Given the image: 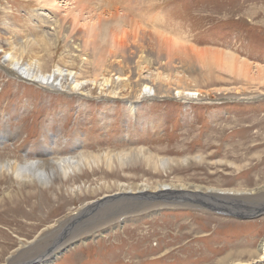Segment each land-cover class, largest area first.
I'll list each match as a JSON object with an SVG mask.
<instances>
[{
    "label": "rangeland",
    "instance_id": "374dc122",
    "mask_svg": "<svg viewBox=\"0 0 264 264\" xmlns=\"http://www.w3.org/2000/svg\"><path fill=\"white\" fill-rule=\"evenodd\" d=\"M64 1L59 3L64 5ZM107 1L115 3L113 8L118 7L125 18L137 21L133 31L158 30L189 45L228 51L264 68V0ZM107 1L94 5L99 8ZM42 2L0 0V61L8 58L3 47L11 42L16 50L27 49L23 65L34 49L44 62L43 74L58 67L81 73V80L94 79V66L82 62L83 53L69 51L62 38L45 42L51 24L46 18L43 22V16L38 20L35 11L46 14L53 8ZM186 74L192 80L199 78L202 90L222 91L193 96L188 99L192 103L173 94L141 98L134 111L127 104L128 95L114 98L98 88L92 93L41 88L0 66L1 169L15 161L21 163L25 156L47 162L78 160L81 155L137 153L139 149L163 160L191 161L168 173L115 161L110 170L103 164L85 168L82 174H70L72 177L53 181L55 185L45 189L38 184L25 187L22 179L0 169V264H216L236 254L257 259L251 264H264V260L257 262V248L264 239V207L253 214L244 209L256 210L264 191L256 199L240 198L237 204L245 205L243 209L234 204L225 208L228 213L232 209L237 214L245 212L247 220L199 208L191 201L179 202L177 198L188 190L169 189L163 192L171 198L155 199L164 206L119 216L113 224L93 226L92 230L79 226L93 216L96 222L106 223L114 213L92 214L133 193L120 192L127 187L181 183L235 192L263 190L264 87L225 74L202 76L188 70ZM58 134L61 138L53 146ZM212 199L203 201L208 205ZM98 203L94 212L85 214V209ZM28 247L30 251L20 256L21 250H17ZM49 249L52 256L48 258ZM252 253L256 255L249 256Z\"/></svg>",
    "mask_w": 264,
    "mask_h": 264
},
{
    "label": "bare ground",
    "instance_id": "6f19581e",
    "mask_svg": "<svg viewBox=\"0 0 264 264\" xmlns=\"http://www.w3.org/2000/svg\"><path fill=\"white\" fill-rule=\"evenodd\" d=\"M59 1L60 0H43L45 4L43 6L51 5L53 10L48 11L46 14L37 13L35 11V17L39 18L38 20L43 16L41 20L45 22L46 18L51 24L49 26L51 29H48L51 33H46L44 39L47 41L45 42H48L51 37L62 38L66 42L67 48L71 49L69 51L76 52V54L78 53L79 55L83 53L82 62L94 66V79L81 80V73L58 67L49 74H43L42 66L44 62L38 60V54L34 52V49L29 56L30 59L27 64L23 65L21 61L26 52L28 53L27 49L21 48L16 50L14 44L9 41L10 43L6 45V48L3 47L4 56L8 58L5 60L2 59L0 61V66L6 67L8 73H11L14 77L26 78V81L34 82L43 88L44 86L45 88L62 87L63 90L67 88L70 89L71 92H82L86 90L85 92L88 93H92L93 89L98 88L101 94L114 96V98L119 95H128L127 97L130 98L127 104H129V108L134 111L137 108L136 105L138 100L141 98H156V96L173 94L174 97L184 96V101L188 102L196 95L203 96V94L209 95L214 92L218 93L222 91V89L202 90L200 84H198L199 78L195 79V77H193L194 80H192L190 76L186 74L187 70L195 72L196 75L201 74L202 76L205 74H216L218 76L219 74L220 77H222L225 74L239 82L248 83L250 85L257 84L264 87L263 67L252 65L246 62L245 59L232 55V53L228 51L186 44L182 39L164 36L160 34L158 30H155V33L148 32L145 29L133 31L137 28L135 23L137 21H134L133 18H125L118 7L113 8L112 5H115V3L111 1L109 2L106 0L107 4L102 2L99 8H96L94 3H96V1L101 2L102 0H65L64 5H61ZM120 18H123V21H121ZM52 25L55 26L54 31ZM34 44L29 45V47H35L36 49L37 45ZM204 80H206V78H204ZM188 103L192 102L190 101ZM149 152L139 149L137 153L121 152L119 154L116 153V155H114V153L90 156L81 155L78 160L72 157L66 160H48L47 162H41L39 160L38 163L31 165V173L29 175L25 174L27 169L20 168V163L17 161L3 165V168L1 169L0 167V169L3 174H11L18 179H22V185L25 187L38 184L42 189H45L51 187V184L55 185L53 181H63V179L71 176L70 174L74 176L76 174H82L85 168H89L90 170V168H98L103 164L110 170L114 167L115 161L120 162L122 165L143 164L155 172L163 170V172L166 173L172 171L174 168H179L184 164L189 165L191 163L189 158L176 161L163 160L157 158L153 154H149ZM42 154L44 155V153ZM198 158L202 159V157H196L195 159L200 160ZM30 176L35 179H31ZM180 181L181 180H178V183H180ZM120 188L122 187L120 186ZM127 188L125 190H120V192L133 190V193H129L128 196H123L112 203L110 202V204L107 203L109 204H106L107 208L104 207L101 211L92 214L96 215V213L105 211L114 213L106 223L96 222L98 219H94L93 216L91 218L92 220L89 218L90 221L82 222L79 226L81 228L85 226L88 230H92L93 226L96 228L113 224V220H116L119 216H125L131 213L134 214L138 210L145 212L155 206H164L165 203L163 205L160 203L157 204L155 199L156 197L171 198L168 193H164L169 189L188 190L187 193L177 198L179 202H190L195 200L202 203L204 198H213L208 205L219 207L222 211L224 210L223 213L226 214H230L225 210V208H229V205H239L238 207L241 209L245 207L243 204H237L240 198L256 199L259 198V196L262 195L261 192L264 191L263 188V190L255 189L251 191L235 192L229 191V189L224 190L212 187L201 188L195 185L181 183L178 185H166L164 183L162 185L157 183L154 186L145 184L141 187L138 185L136 187ZM126 194L128 193H122V195ZM186 196H188V198L184 200ZM168 203L170 204V202ZM100 204L101 203H98L85 209V214L92 211L94 212L96 207ZM250 204L251 203H249V205ZM262 206L264 207V200L262 203L256 205V210H251V207L244 209H247L248 212H252L251 214H253L263 209ZM221 209L219 210L221 211ZM231 211H233L231 214H235L238 210L232 209ZM234 211L236 212L234 213ZM74 219L79 220L78 217H74ZM41 240L42 238L37 240L35 244L39 243ZM30 249L31 248H29V250L18 249L17 251L21 250L20 256H22L27 254ZM257 249L259 252V260L257 262L263 261L264 239ZM44 253L40 258L44 256ZM255 255L252 253L249 256L254 257ZM47 256L48 258L52 256L50 249L46 254V257ZM13 258L14 255H12V258H9V260L7 259V263H10ZM40 258L33 259L32 262L35 260L38 261ZM253 260L255 259L242 258L241 255L236 254L227 256L216 264H232L235 262L238 264H251ZM23 264H28V262H23Z\"/></svg>",
    "mask_w": 264,
    "mask_h": 264
},
{
    "label": "clouds",
    "instance_id": "9594fccd",
    "mask_svg": "<svg viewBox=\"0 0 264 264\" xmlns=\"http://www.w3.org/2000/svg\"><path fill=\"white\" fill-rule=\"evenodd\" d=\"M61 136L58 134L54 136L53 139V146L56 145V142L58 139H60ZM41 158H36V157H24V160L20 163L19 167L23 169H27V172L25 173L26 175H29L31 173V165L39 161ZM31 179H35L34 177L30 176Z\"/></svg>",
    "mask_w": 264,
    "mask_h": 264
},
{
    "label": "water",
    "instance_id": "95a60500",
    "mask_svg": "<svg viewBox=\"0 0 264 264\" xmlns=\"http://www.w3.org/2000/svg\"><path fill=\"white\" fill-rule=\"evenodd\" d=\"M255 100H257V99H255ZM250 101V100H249ZM195 201V200H194ZM193 204H196V205H199L198 207L200 208V207H205V208H208L209 210H213L214 212H217V213H220V212H224V210L222 211V209H221V211L219 210V209H215V208H213L212 206H209V205H207L204 201V203H201V202H197V201H195V202H193V200L191 201ZM239 213L240 214H229L228 216H232V217H234V218H238V219H241V220H247V219H249V216H247L246 215V213L244 212V213H242L241 211H239ZM254 215H256V214H254ZM251 217V216H250ZM252 218V217H251Z\"/></svg>",
    "mask_w": 264,
    "mask_h": 264
}]
</instances>
